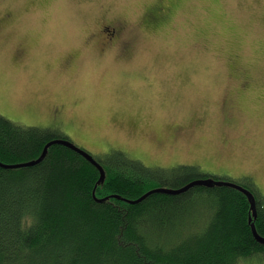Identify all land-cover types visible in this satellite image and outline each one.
I'll list each match as a JSON object with an SVG mask.
<instances>
[{
    "label": "clouds",
    "instance_id": "clouds-1",
    "mask_svg": "<svg viewBox=\"0 0 264 264\" xmlns=\"http://www.w3.org/2000/svg\"><path fill=\"white\" fill-rule=\"evenodd\" d=\"M0 113L101 156L185 159L227 137L233 162L264 165V0H0Z\"/></svg>",
    "mask_w": 264,
    "mask_h": 264
},
{
    "label": "trees",
    "instance_id": "trees-1",
    "mask_svg": "<svg viewBox=\"0 0 264 264\" xmlns=\"http://www.w3.org/2000/svg\"><path fill=\"white\" fill-rule=\"evenodd\" d=\"M67 138L0 114V161L38 158L47 142ZM53 144L32 166L0 165V264H227L232 252L264 248V195L252 178L229 179L255 195L257 216L241 190L196 185L179 194L152 193L197 178L228 180L195 164L148 166L115 150L96 158ZM103 199V200H99Z\"/></svg>",
    "mask_w": 264,
    "mask_h": 264
},
{
    "label": "rangeland",
    "instance_id": "rangeland-1",
    "mask_svg": "<svg viewBox=\"0 0 264 264\" xmlns=\"http://www.w3.org/2000/svg\"><path fill=\"white\" fill-rule=\"evenodd\" d=\"M158 11L159 9L154 10L150 13L152 19L157 18ZM216 15L219 16V13H217ZM5 116L14 120L12 115ZM14 121L17 122L16 120ZM28 126L42 127L39 123H33ZM64 136L74 142L77 146L90 152L95 158H104L106 156L99 155L97 150L93 149L92 147H89L85 143L79 142L77 139L72 138L69 135ZM230 143L231 141L227 137H225L224 145H222L221 149L217 152H209L206 155L194 154L185 159L178 160H172L168 158H157L146 155H128L132 158L141 160L144 164L148 166L173 167L178 164H195L198 165L199 169L203 172L215 174L228 180H241L244 177H250L252 178L255 184L253 187L256 188L257 193L259 195H264V165L252 167L250 165H241L238 162H233V158L226 147Z\"/></svg>",
    "mask_w": 264,
    "mask_h": 264
},
{
    "label": "water",
    "instance_id": "water-1",
    "mask_svg": "<svg viewBox=\"0 0 264 264\" xmlns=\"http://www.w3.org/2000/svg\"><path fill=\"white\" fill-rule=\"evenodd\" d=\"M53 144H63L65 146L77 151L81 155H83L86 159H88L90 162H92L100 170L101 180L103 181L105 179L106 172H105V169L102 166V164L90 152H88L87 150L77 146L74 142H72L68 138H55L53 140H50L49 142H47L45 144L41 155L36 159L28 160V161H24V162H17V163H4V162L0 161V165L5 167V168H18V167L35 165V164L41 162L45 158L49 147ZM213 184H219V185L224 184L227 186H232V187H235V188L241 190L242 192H244L248 196V198L251 202L253 216L250 218V221L252 222L253 217L257 216V206H256L255 195L249 188H247V187H245V186H243V185H241L235 181L216 180L214 178H197V179H193V180L189 181L188 183H186L185 185L177 187V188L160 186V187H156V188H153V189L147 191L146 193H144L139 198H136V199H127L126 198V200L131 202V203H137V202L142 201L143 199H145L147 196H149L152 193L163 192V193H168V194H179V193L187 191L188 189H190L191 187H194L196 185H213ZM99 200L101 201L103 199H99ZM251 226H252L253 233H254L255 237L257 238V240L264 243V236H262L258 233L256 225L254 222L251 223Z\"/></svg>",
    "mask_w": 264,
    "mask_h": 264
},
{
    "label": "flooded vegetation",
    "instance_id": "flooded-vegetation-1",
    "mask_svg": "<svg viewBox=\"0 0 264 264\" xmlns=\"http://www.w3.org/2000/svg\"><path fill=\"white\" fill-rule=\"evenodd\" d=\"M109 29H111V34H115L116 33V31H117V29H115V28H111V26H106V30H109Z\"/></svg>",
    "mask_w": 264,
    "mask_h": 264
}]
</instances>
